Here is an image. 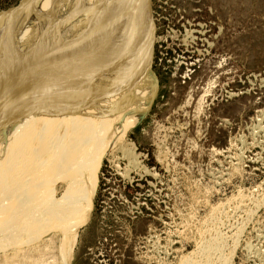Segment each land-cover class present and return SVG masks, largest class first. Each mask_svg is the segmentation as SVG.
Masks as SVG:
<instances>
[{
	"label": "rangeland",
	"instance_id": "rangeland-1",
	"mask_svg": "<svg viewBox=\"0 0 264 264\" xmlns=\"http://www.w3.org/2000/svg\"><path fill=\"white\" fill-rule=\"evenodd\" d=\"M24 2L0 0V26ZM146 4L155 91L135 120L101 115L105 137H121L99 162L68 264H205L196 242L214 214L226 239L204 241L211 264H264V0ZM60 236L46 232L29 257L1 251L0 264H59Z\"/></svg>",
	"mask_w": 264,
	"mask_h": 264
},
{
	"label": "bare ground",
	"instance_id": "bare-ground-1",
	"mask_svg": "<svg viewBox=\"0 0 264 264\" xmlns=\"http://www.w3.org/2000/svg\"><path fill=\"white\" fill-rule=\"evenodd\" d=\"M24 1L22 17L13 12L0 26V252L29 257L51 231L61 235L59 264H68L99 162L121 137V129L105 137L110 128L101 115L114 108L135 120L155 91L150 13L147 0ZM209 218L196 242L205 264L211 251L204 241L226 239L216 215ZM197 261L186 256L181 264Z\"/></svg>",
	"mask_w": 264,
	"mask_h": 264
}]
</instances>
